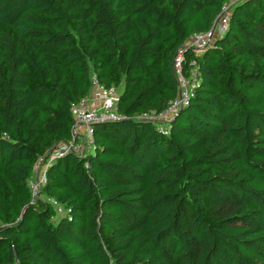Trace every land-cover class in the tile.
Returning a JSON list of instances; mask_svg holds the SVG:
<instances>
[{
	"label": "trees",
	"instance_id": "16d2710c",
	"mask_svg": "<svg viewBox=\"0 0 264 264\" xmlns=\"http://www.w3.org/2000/svg\"><path fill=\"white\" fill-rule=\"evenodd\" d=\"M0 264H264V0H0Z\"/></svg>",
	"mask_w": 264,
	"mask_h": 264
},
{
	"label": "built area",
	"instance_id": "2783aa9c",
	"mask_svg": "<svg viewBox=\"0 0 264 264\" xmlns=\"http://www.w3.org/2000/svg\"><path fill=\"white\" fill-rule=\"evenodd\" d=\"M237 0H232L235 2ZM230 7V4H226L223 7V13L216 19L215 24L212 30L203 34H196L190 38L187 42V47H192L197 51H200L206 47L211 41L212 37L216 34H220L224 31V28L227 23V11ZM181 56L176 58V67L180 65ZM194 63V62H193ZM180 81L184 84L187 82L184 78L180 76ZM94 83V87L90 94L78 102H73L70 104V112L74 120V125L72 128L73 134L75 137L79 138V141H70L67 143H59L57 149L52 153V157L61 156L66 152L72 151L77 154H81L86 148L89 147L92 142V125L96 123L115 121L121 118L117 112V101L118 93L112 88H103ZM181 90V89H180ZM190 94L189 90L179 91V96L171 106L167 109L166 112L157 115V119L165 117L178 105L185 103L187 96ZM94 98H97L100 101V105L91 106L90 101H94ZM166 133V131H163ZM39 167V169H38ZM44 169L41 168V163H36L35 173L36 176L30 182L31 189L33 194L38 192L41 182L44 180Z\"/></svg>",
	"mask_w": 264,
	"mask_h": 264
},
{
	"label": "rangeland",
	"instance_id": "374dc122",
	"mask_svg": "<svg viewBox=\"0 0 264 264\" xmlns=\"http://www.w3.org/2000/svg\"><path fill=\"white\" fill-rule=\"evenodd\" d=\"M196 52H197V50H196ZM190 85H191V80H188L184 84L180 81V89H181L180 92L184 91V90H189L190 89ZM93 102L96 104L95 106L100 105V101H98L97 98H94ZM168 116H169V113L163 118L166 119ZM38 169H39V167H38ZM36 174H37V172H36ZM36 174H35V176H36Z\"/></svg>",
	"mask_w": 264,
	"mask_h": 264
},
{
	"label": "crops",
	"instance_id": "0c3cea01",
	"mask_svg": "<svg viewBox=\"0 0 264 264\" xmlns=\"http://www.w3.org/2000/svg\"><path fill=\"white\" fill-rule=\"evenodd\" d=\"M91 106H95L96 104L93 101H90L89 103Z\"/></svg>",
	"mask_w": 264,
	"mask_h": 264
}]
</instances>
